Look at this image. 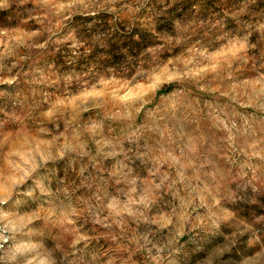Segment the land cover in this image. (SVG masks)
Returning a JSON list of instances; mask_svg holds the SVG:
<instances>
[{
  "label": "clouds",
  "instance_id": "obj_1",
  "mask_svg": "<svg viewBox=\"0 0 264 264\" xmlns=\"http://www.w3.org/2000/svg\"><path fill=\"white\" fill-rule=\"evenodd\" d=\"M0 264H264V0H0Z\"/></svg>",
  "mask_w": 264,
  "mask_h": 264
}]
</instances>
